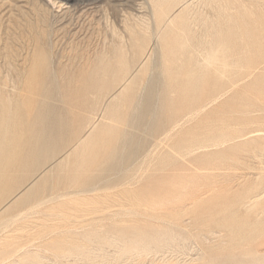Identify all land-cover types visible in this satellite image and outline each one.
Wrapping results in <instances>:
<instances>
[{
  "label": "rangeland",
  "instance_id": "rangeland-1",
  "mask_svg": "<svg viewBox=\"0 0 264 264\" xmlns=\"http://www.w3.org/2000/svg\"><path fill=\"white\" fill-rule=\"evenodd\" d=\"M25 1L40 18L41 14L46 16L43 24L48 32L46 47L52 61H56L57 47L60 49L70 43L74 29L79 28L82 22L84 25L80 28L87 24L86 16L76 12L80 0ZM186 2L187 8L192 7L191 10L204 15L213 12L211 8L203 6L202 0ZM240 2L243 6L264 11L263 1ZM155 8V0H127L123 6L106 3L96 10L95 18L106 35H111L114 29L122 35L126 57H131L132 51L125 24L137 31L147 29L150 45L155 48L153 54L149 53L143 59L144 64L153 70L152 80L141 86L142 116L136 115V125L128 128L133 136L124 148L122 157L108 170L107 176L95 181L87 178L77 186L80 189L99 187V194L104 197L102 202L94 206L74 202L69 209H62L63 214L55 215L52 221L46 222L51 214L48 209L52 206L59 208L61 200H51L53 192L49 189L41 191L0 218V253H8L0 255V264H264V58L250 70L242 69L239 63L226 65L224 60L218 62L221 73L232 75L231 84L226 80L228 85L221 92L206 99L191 101V109L181 113L179 109L183 98L179 94L168 93L167 78L163 76L160 54L163 34L157 29ZM182 9L184 7L179 11ZM236 11L235 7L231 10L232 13ZM15 12H11L10 21L0 24V87L4 86L10 93L17 89L14 73L5 63L4 45L15 23L23 29L32 18L31 14ZM20 33L21 40L29 39L28 31ZM238 54L242 57V51H238ZM150 97L151 100H148ZM57 104L62 106L60 102ZM167 104L171 105V111L166 110ZM105 105H99L91 115L97 124L107 122L102 117ZM149 109L156 110V117L144 116L143 111ZM206 119L216 122L214 125L220 120H233L234 124L249 123L244 129L238 125L244 132L223 147L202 148L196 152L178 148L180 141L185 142L190 150L206 143ZM244 145L250 146L238 153V163L230 162L205 169L195 160L208 153L228 154L233 152L230 149L232 146ZM254 183L262 184L263 195L255 208L251 209L252 204L238 202L235 193L243 186ZM187 186H190V190ZM126 192L132 196L131 204L120 200ZM196 195L202 198L205 205H216L218 209L209 213L206 210L199 212L194 204ZM183 205L185 207H181ZM94 207L96 211H93ZM19 214L22 215L17 217ZM65 216L68 217L66 221ZM47 225L54 228H44ZM20 228L25 229L21 231ZM236 229L239 236L235 235ZM246 233L258 238V241L244 240ZM66 237L69 242H79L78 245L88 247V255L73 259L57 256L56 245L59 244L56 240ZM126 243L137 244L139 252L126 251L130 247ZM242 245L252 247L243 248ZM138 246H147L155 253L140 256L142 248ZM247 249L257 252L245 256ZM125 251L127 253L124 254Z\"/></svg>",
  "mask_w": 264,
  "mask_h": 264
},
{
  "label": "bare ground",
  "instance_id": "bare-ground-1",
  "mask_svg": "<svg viewBox=\"0 0 264 264\" xmlns=\"http://www.w3.org/2000/svg\"><path fill=\"white\" fill-rule=\"evenodd\" d=\"M240 1L202 0L203 6L213 11L211 15H204L191 10L192 7L187 8L186 0H155L157 29L163 34L160 49L163 76L167 78L168 93H176L183 98L179 109L181 113L191 109V101L209 98L225 89L231 81L232 75L219 71L218 62L224 60L226 65L239 63L242 69L250 70L264 58V11L243 6ZM126 2L80 0L76 12L86 16L87 24L80 28L83 24L80 22V29L76 27L71 33L72 41L63 48L57 47L56 61H52L46 47L48 32L43 25L46 16L41 14L40 18L25 0H0V24L11 20V12L32 15L23 29L20 24H14L3 49L5 63L14 73L17 91L10 93L4 86L0 87V218L45 189L53 192L51 200H61L59 208L52 206L48 209L51 214L46 222L52 221L55 215L63 214L62 209H69L74 202L93 206L102 202L104 197L99 194V187L80 189L77 186L87 178L95 181L107 176L108 170L122 157L133 136L128 128L136 125V115L142 116L141 86L152 80L153 70L143 60L155 51L150 45L148 30L137 31L125 24L132 51V56L128 58L122 35L116 29L111 35H106L95 18L96 10L103 4L111 3L118 7ZM182 7L184 9L179 11ZM233 7L237 9L235 13L231 12ZM34 16L37 21L33 20ZM18 31H28L29 39L21 40L22 34ZM238 51H242V57ZM104 103L102 117L107 122L97 124L91 115ZM166 110L171 111V105L166 106ZM143 112L150 118L157 115L155 109ZM204 121L206 143L190 150L185 142L180 141L178 148L196 152L202 148L223 147L239 138L249 123L234 124L233 120H220L214 125L216 122L211 119ZM238 125L243 129H239ZM249 146H232L230 149L233 152L228 154L208 153L195 160L205 169L226 165L237 162L238 153ZM262 195V184L254 183L243 186L235 193V199L252 204L251 209H254ZM121 196L122 202L131 204L130 193ZM196 197L192 198L199 212L206 210L209 213L218 209L216 205H205L200 196ZM93 211H96L95 207ZM67 219L65 216L64 221ZM251 238L248 233L243 235L246 241H258V238ZM56 242L59 244L56 245L59 257L73 259L89 253L88 247L78 245L79 242H69L67 237L58 238ZM126 244L130 246L126 251L138 250L137 244ZM140 251V256L155 253L147 246ZM251 252L247 249L245 256H250ZM6 254V251L0 253L1 256Z\"/></svg>",
  "mask_w": 264,
  "mask_h": 264
}]
</instances>
